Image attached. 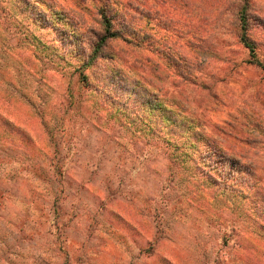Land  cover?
Masks as SVG:
<instances>
[{
  "label": "rangeland",
  "instance_id": "1",
  "mask_svg": "<svg viewBox=\"0 0 264 264\" xmlns=\"http://www.w3.org/2000/svg\"><path fill=\"white\" fill-rule=\"evenodd\" d=\"M0 127V264H264V0H0Z\"/></svg>",
  "mask_w": 264,
  "mask_h": 264
},
{
  "label": "trees",
  "instance_id": "2",
  "mask_svg": "<svg viewBox=\"0 0 264 264\" xmlns=\"http://www.w3.org/2000/svg\"><path fill=\"white\" fill-rule=\"evenodd\" d=\"M240 30H241V33H240V40L244 43V45L250 50V52H251V55H255V53H254V46H253V42L247 37V35H246V32H245V16H244V13L241 11V14H240ZM107 36V35H106ZM106 36L104 35L101 39H100V41L98 42V46H101V44L104 42V40L106 39ZM257 62V61H256ZM81 80H82V82L84 83V84H87V82H86V80H85V76L84 75H82V77H81ZM152 100H154V99H152ZM151 103V107H155V103L154 102H150ZM159 105V104H158ZM153 109V108H152ZM0 132L1 133H3V135L5 134V138H7L8 137V142H9V144H11V145H13L12 144V142H11V140H12V138H14V136L13 135H11L9 132H11V131H8V133L6 132L5 133V131H4V128H1L0 127ZM54 137V133H52L51 132V134H50V139H52ZM1 139V138H0ZM0 146H3L1 143H0ZM3 150V149H2ZM3 159H6V157H3ZM0 160H1V158H0ZM55 171H56V169H55Z\"/></svg>",
  "mask_w": 264,
  "mask_h": 264
}]
</instances>
